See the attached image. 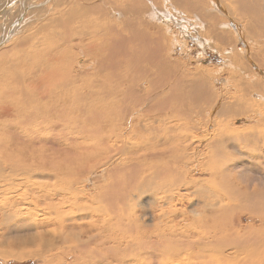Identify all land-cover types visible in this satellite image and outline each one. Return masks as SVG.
<instances>
[{
  "label": "bare ground",
  "instance_id": "6f19581e",
  "mask_svg": "<svg viewBox=\"0 0 264 264\" xmlns=\"http://www.w3.org/2000/svg\"><path fill=\"white\" fill-rule=\"evenodd\" d=\"M221 1H225L223 5L227 4L234 14L232 18L237 23H245L255 16L253 20H257L258 25L264 27V0H247V4H241L243 0ZM10 2L11 0H7L5 5L8 4L9 6ZM135 2L138 4L139 0H135ZM101 3L103 4V2ZM99 5L89 8L88 11L92 13L102 11L103 8H100L101 6L99 7ZM119 6L123 9L121 4ZM213 6L217 8L215 7L216 5ZM248 8L253 9L255 12L248 13ZM85 10L84 8L80 9V6H74L71 12L65 13L63 21L56 20L53 22L60 24L62 29L66 28L65 21L69 22L75 19L76 16ZM222 10L224 9L221 8L220 11ZM134 11L139 14L129 16H144L140 11ZM102 13L106 16L105 11ZM103 14L101 18H103ZM115 14L114 17L119 19L116 24L115 22L109 23L106 19L104 20L106 22L103 21V24L100 25H91V23V27L89 26V37L85 36V38L83 36L84 38L70 42L69 46H66L68 41L65 37L61 40L45 41L42 48L43 63L39 62L40 54L34 42H30L27 52L22 56L23 73L18 67V63L15 64L14 69H11L13 72L9 73L7 80L12 90L0 89V101L5 98L10 99L5 112L10 114L13 119L0 122V133L13 129L12 132L17 131L22 140H13V151L18 150L12 153H7L6 150L8 148L5 149L0 144V187L2 188L4 183H7L10 178L13 181L16 175L24 172V170L37 173L38 168H42V160H33L34 157L32 158L33 155H31L30 151L19 147L26 144L24 140L35 142L36 146L43 143V140L45 141V139L42 140L44 136L50 139V143L53 141H58L57 143H59V141L71 140V146L74 150L72 152L83 155L86 162L92 161L96 156L103 153L107 155L109 151L111 153L114 152V142L111 141L114 135L118 137L126 135V137L133 138L144 136V139L146 138L149 143L144 144L146 141L142 143L141 139L129 144L126 143V146L123 145L117 149L121 158L125 157L123 162L118 160L120 166L117 165V162H113V156L109 159L112 164L110 171L107 172L109 173L106 177L108 183L98 188L99 193L96 201L101 202L107 194H112L114 185L119 187L116 189L120 190L118 193L123 195V199L133 201L134 197L151 192L158 196L156 198L157 201L160 200L163 203H166V200H172L171 191L173 189L177 191L184 189L187 191L192 189V186L197 185V190L193 193L195 197H198L199 202L196 205H198L200 210L197 212L198 218L192 219L201 224L204 231L203 235L213 234L215 237L218 236L217 239L221 238L215 229L218 225L217 221L224 220L223 222H228L229 226L234 228L233 234L225 238L233 237L237 242L243 243L239 247L237 246V253H234L235 248L229 247L224 240H222V243L223 241L224 243L221 245L222 249L220 251L218 249L220 246L217 247L219 241H215V238V240L207 242L208 236H204V238L197 241L188 240L187 237L181 244H173L171 239L167 238L171 235L172 227L169 226V221L164 218L169 208L161 206L159 208L160 214L152 217V223L148 231L141 230L137 226V235L139 237L141 234L148 232L145 242L141 244V246H145L142 253L148 250L150 253L148 256H158L160 262L171 256L173 252L174 256L181 253H187V257L190 255L188 257L189 260L185 264H216V258H221L226 264L234 263L236 258L241 261L234 264H264L260 257L258 260H254L261 253L264 255V228H260L257 232L249 231L248 236L251 238L248 239L246 233H239L240 226L236 223V215L239 212H248L249 216L261 217L259 220L263 219L264 206L260 205L261 202L251 199L253 196H258L259 191L257 193V189L254 188L249 191V187L246 184L245 187L242 185L243 188L240 185H233V181L244 176L240 173H236L233 176L229 175L231 170L236 168V165H239L241 170L253 165L258 167L264 165V129H260V131L252 128L243 129L239 134L233 133L228 136L229 132H222L220 129L219 134L215 133L210 138H206L205 135L198 137L201 142L208 141L204 147L213 149V165H210L209 162H206L205 165L199 164L200 171H206L209 174L208 178L201 180V184L198 180L192 178L186 181L188 174H178L172 167H186V163L190 161V156L186 155L183 148H179V158H173V155H176L175 153L165 151H174L176 148V145L172 144L174 138H179L180 134L189 131L188 127H186L188 126L186 119L191 117V111L188 109L192 106L204 105L206 112L211 109L215 113L214 99L208 93V86L203 82L202 74L193 77L194 81L186 86L184 75L174 70L169 56L171 47L168 44L169 39L165 28L160 27L162 29L157 32V35H154L153 29H156L155 26L144 25L130 19H121L124 18L119 16L121 14L118 12ZM166 14L164 12L157 13L150 7L147 16L162 19ZM228 19L230 20L229 16ZM149 20L151 21L152 19L149 18ZM199 22V20H196V23ZM231 23H228L225 27H229ZM245 26L249 28L250 23L246 22ZM181 32L184 33L183 30ZM191 33L190 31L187 32L188 35ZM196 34L199 37H204L199 32ZM255 36L264 39V29L262 28L261 33ZM216 39L222 47L231 46L234 43L231 33H227L226 36L217 34ZM9 51L20 52L17 44ZM77 51H80L84 59L89 62L87 65L83 64L80 66V69H75L73 65L78 59ZM217 52L222 54L223 50ZM227 52L225 54L229 55ZM231 52L234 51L231 50ZM255 62L257 67L263 68L264 65H260L262 63L261 60L255 59ZM3 63L4 61L0 59V66L9 69L8 65ZM172 79H174V82H172ZM25 83H28L29 89L25 87ZM241 91L242 93L253 92L261 94L264 92V83L251 84L247 82ZM17 95L20 97H17ZM204 109L200 108V110H197V117L201 116L203 118ZM169 122L174 125H169ZM60 127L65 128V130L61 128L60 131L55 132V135L51 136L54 133L52 131ZM92 129L105 133L108 135L106 136L107 138H102V135L92 139V134L95 133H92ZM59 132H61L60 135L57 134ZM191 136L197 137L195 134ZM89 140L95 141L101 148L96 152L83 149L86 147L83 141ZM102 145H104L103 148ZM242 145L246 147L244 148L246 151H243ZM156 147L164 148L158 151ZM250 147H253V149ZM40 150L36 148L34 151L41 152ZM255 152H257V155ZM70 159L72 160V158ZM26 160L33 161L26 162ZM83 163L82 161H76L73 164L80 168ZM103 165H107V160L103 162ZM73 166L72 164L64 165L63 168L58 166L53 169L57 171L56 174L48 176L57 177L59 173H65L67 170L72 169L71 167ZM129 166L133 169L128 168ZM2 167H5L9 176H5V171H1ZM43 178L44 176L42 175L35 178L37 181L33 185L37 186V192L28 188L27 181L29 182L30 179L22 178L21 185L26 186L23 189V195L32 194L34 200L31 201V206L34 208L44 206L46 201L45 198L47 196L39 189L46 187L39 181ZM6 187L8 188V186ZM61 187L62 185H58L55 189H61ZM117 190L115 191L117 192ZM225 190L227 191V196L221 193V191ZM8 200L9 198L5 197L3 202ZM12 202L7 207L9 212H2V217L9 219L18 216L20 206L18 203ZM167 206L171 207L169 202H167ZM47 209L49 208L47 207ZM203 213L205 214L203 215ZM125 217L120 210L106 206L101 211V214L95 217L94 221H100L103 227H107V224L113 220L112 227L119 230L122 235L124 228H122L121 222L125 220ZM128 219L134 220L136 215L134 214V217L128 215ZM209 220L213 224L216 223L214 226L212 225L211 231L205 230L209 229ZM156 221H159L160 225H157ZM221 223H219L221 230L226 231L225 227L227 225L223 228ZM95 226L93 225V227ZM98 226L102 228L101 225ZM202 228L200 227L199 229ZM101 230L106 231V229ZM216 230L220 232L219 228ZM222 233L220 234L222 235ZM79 236L76 238H79ZM180 237L182 239L186 238ZM249 240L251 241L250 243H253L251 247L242 246ZM228 242L230 244L229 240ZM69 243L70 240L67 239L66 245ZM101 243L103 244V242ZM101 243L96 241L95 236L88 237L83 242L76 240V246L63 251L62 256L63 254L64 256L72 254L75 257V261H79V264H95L90 257L98 252L95 250H99L104 253L103 258L105 260H110L114 264H123L121 253L118 250L104 248ZM64 246L61 245V249ZM258 246L262 248L258 250ZM229 248H232V251ZM248 248L254 249L251 253V259L249 256L251 251ZM140 258L142 257L140 256ZM216 260L219 262V259Z\"/></svg>",
  "mask_w": 264,
  "mask_h": 264
},
{
  "label": "rangeland",
  "instance_id": "374dc122",
  "mask_svg": "<svg viewBox=\"0 0 264 264\" xmlns=\"http://www.w3.org/2000/svg\"><path fill=\"white\" fill-rule=\"evenodd\" d=\"M101 2H103V4ZM5 3H7V0H0V10ZM223 3H225V1L221 0H139L138 4L135 0H11L7 10H5L6 12L4 11L5 13L0 15V59L4 61L3 64L9 67V69H7L0 66V89H5L6 91L12 90L11 86L8 84L7 77L10 72H13L11 69H14L15 64H19L18 67L23 73L24 65H22V56L27 52L30 42H34L40 54L39 62L43 63L42 48L45 41L61 40L65 37L68 41V45L66 46H69L72 41L75 42L79 38H84L85 36L89 37L91 23V25H100L103 24V21L106 19L107 22H115L116 24L119 21L117 17H114L117 12L121 14L119 16L124 17L121 19H130L144 25L155 26L156 29H153L154 35H157V32L165 28L169 39L168 44L171 47L169 56L172 60L171 62L174 70L184 75L186 86L194 81L193 77L202 74L203 82L208 86V93L212 96L215 103V113L211 111V109L206 112L207 110H205L206 108L204 105L190 107L188 110L191 111V117L186 119V122H188V126L186 127H188L189 131L180 134L178 136L179 138H174L172 141V144L176 145L174 151H165L175 153L176 155H173V158H179V148L185 149L186 155L190 156V161L186 163L187 166L183 168L172 167V169L176 170L178 174L187 173L188 176L186 177V181L192 178L198 180L201 184V180L208 178L209 174L206 171L201 172L199 164L202 163V165H205L206 162H209L210 165H213V149L204 147L208 141L201 142L198 140V137L205 135L206 138H210V136H214L215 133L219 134L220 129L222 132H229L227 136L233 133L239 134L243 129L252 128L255 130L259 129V131L260 129H264V92L256 94L253 92L242 93L241 91L242 87L247 82L251 84L264 83V66L263 68L257 67L255 62V59L261 60L262 63H260V65H264V39L255 36L261 33L264 27L258 25L257 20H253V16L250 18V21H246L250 23L249 28H246V22L243 24L246 31L243 32V26L240 24L241 22L237 23L232 18L229 8L226 4L223 5ZM119 4L123 6V9ZM95 5L101 6L100 8H103L106 12V16L102 13L104 12L103 10L98 11V14L96 11L95 13L88 11L89 8ZM213 5H216L215 7L217 8H214ZM74 6H80V9L84 8L86 12H81V14L69 22L65 21L66 28L63 29L60 24L53 22L56 20L63 21L65 13L68 11L71 12ZM150 7L157 13L164 12L167 14L162 19L148 17L147 13ZM221 8L224 9L225 14L220 11ZM134 10L140 11L144 16H129L139 14ZM181 10H187L188 12L195 11L201 14V20L206 16L211 20L212 13H217L225 19V21L219 22L217 26H226L228 23L233 22L229 24L227 28H230L232 33H236V29L239 30L240 35L238 33L234 35V43L230 47H218L222 46L218 43H215L217 46L206 47L196 34L198 32L202 34V31H204L201 28L203 22L196 23V20L193 19L188 21L183 14L181 15ZM102 14L104 19L101 18ZM228 16H231V20L228 19ZM149 18L152 20L150 21ZM226 21H228V23H226ZM181 30H183L184 33H182ZM188 31L192 32L189 35L190 37L187 34ZM241 32L243 34H241ZM16 44L20 52L15 53L9 51V49L14 48ZM225 49H227L228 52ZM219 50H223L222 54L217 52ZM231 50L234 52H231ZM225 52L229 55H226ZM77 55L78 59L73 64L75 69H80V66L83 64H89L80 51H77ZM4 69L10 71L7 72L5 70L4 72ZM172 82H174V79H172ZM28 86V83H25V87L29 89L30 86ZM18 96L19 95H17V97ZM9 102V98L0 101V122L13 119L10 114L5 112ZM200 108H202V110L205 108L203 118H201V116L197 117L198 115H196L197 110H200ZM168 124L174 125L170 122ZM61 128L62 127L52 131L54 133H52L51 136L55 135V132L60 131ZM62 129L65 130V128ZM12 130L13 129L8 132L0 133V144L3 148H8L6 150L7 153L17 152L18 150L13 151V140H22L17 131L12 132ZM92 133H94L92 134V139H96L102 135V138L106 139V136H108L105 133L98 132L96 129H92ZM57 134L60 135L61 132ZM193 134L197 135V137H192L191 135ZM114 138H111V141L114 142V152L111 153V151H109L107 155L103 153L96 156L92 161L86 162L83 155L72 152L74 150L71 146V140L59 141V143H57L58 141H53L50 143V139L44 136L42 140L45 139V141L43 140V143L37 146L35 142L24 140L26 144L20 145L19 147L26 148L27 151H30L31 155H33L32 158L34 157L33 160H42V168H38L37 173L39 174L26 172L25 170L19 175L16 173L17 175L13 181L10 178L7 183H4L2 187L3 190L0 187V264H79L78 260L75 261L74 255L70 254L64 256L63 254L62 256V253L76 246V240L83 242V240L92 236L96 237L97 242H103V244H101L104 248L118 250L121 253L123 264H185L190 256L187 257V253L175 254L174 256L172 252L171 256L163 262H160L158 256H148L150 253L147 249H145L147 251L144 250L145 252L142 253L145 246H141V244L145 242V237L148 235V232L141 234L139 237L137 235V226L141 230L148 231L152 223V217L160 214L159 208L161 206L169 208L164 218L166 221H169V226L172 227L171 235L167 238L171 239L173 244H181L187 237L188 240L197 241L198 239L201 240L204 238V236H208L207 242L215 240V238V241H219L217 247L220 246V248H218L220 251L222 249L221 245L226 241L227 243H225L229 245V247L235 248L233 251L234 253L238 252L236 249H238L243 242L239 243L233 237L225 238L228 235L231 236L234 231V228L229 226L228 222L225 221V223L223 222L224 220L217 221V228H219L220 232L216 230L217 228L215 231L220 235L219 237H221L217 239L218 236L215 237L213 234L203 235L204 231L201 224L192 219L198 218L197 212L200 210L198 205H196L199 202L198 197H195L193 193L197 190V185L192 186L193 188L187 191L184 189H180L179 191L173 189L171 191L172 200H166V203L160 200L157 201L156 198L158 196L151 192L134 197L133 201L123 199V195L118 193L120 190L116 189L119 187L114 185L112 194H107L103 201L97 202L96 197L99 193L98 188L108 183L106 177L109 173L107 172L110 171L112 164L109 159L113 156V162H117L118 166H120L118 160L124 161L125 157L121 158L120 152L117 149L121 148L123 145L126 146V143L129 144L137 140L140 141L141 139L142 143H144V141H146L144 144L149 143L146 138L144 139V136L133 138L126 137V135L121 137L114 135ZM83 144L86 145L83 149L92 152H96L101 148V146L93 140L83 141ZM35 146L37 149H41V152H35ZM103 147L104 145H102V148ZM241 147L242 149L246 148L244 145ZM156 148L160 151V149L163 150L164 147ZM250 148L253 149V147ZM243 151H246V149ZM255 153L257 155V152ZM70 158H72L73 161ZM33 160H26V162H31ZM75 160L77 162H84L82 165L83 167L80 166L79 168L76 164H73L76 162ZM106 160L107 165L105 166L103 162ZM67 164H72L74 166L71 167L72 169L68 168L69 170L65 173H59L57 177L48 176L56 174L57 171L53 170L54 168L56 169L58 166L63 168V166ZM259 167L253 165L247 167L245 170H241L240 166L236 165V168L232 169L229 175L233 176L236 173H240L244 176L233 181V185H240L241 188H243L246 184V186L249 187V191L252 188L257 189L256 192L258 193L259 191V195L256 197L253 196L251 199L261 202L260 205L264 206V165ZM128 168L131 170L133 169L131 166ZM1 171H5V176H9L6 173L5 167H2ZM40 175L44 176L45 179L43 178L39 181L42 185H46V187L39 189H41V192L47 197L45 198L46 201L44 206L34 208L31 206V201L34 200L32 194L24 196L23 189L26 186L21 185V183L22 178L30 179L29 182L27 181V185H29L28 188L37 192L38 188L36 185H33V183L37 181L35 178ZM58 185H62L61 189H55ZM6 186H8V188ZM115 190H117V192ZM221 193L227 196L226 190L221 191ZM5 197L9 198V200L3 202ZM11 202L18 203L20 206V213H18V216L15 218L6 219L2 217V212H9L7 207H9L8 204ZM29 202L31 203L28 204ZM167 202L170 203L171 207L167 206ZM106 206L120 210L122 214H124V217L126 215L125 220L121 222L122 228H124V230H122V235L119 230L112 227L113 220L107 224V227H103L100 221H94L95 217L100 215L101 211H103ZM126 206L128 207L126 208ZM44 207H46V209H44ZM47 207L49 209H47ZM127 213H129L128 215L130 217H134L135 214L137 220H129ZM186 213L187 215H185ZM204 214L205 213H203V215ZM260 218L261 217L257 216H249L248 212H239L236 215V223L240 226L239 233H246V237L250 239L251 237L248 236L249 231L257 232L260 228H264V217L262 220H259ZM170 220L172 221L170 222ZM208 222L209 229L205 230L211 231L216 223L213 224L210 220ZM220 222H222L221 225L223 228L227 225L225 227L226 231L221 230L219 225ZM156 224L160 225V222L156 221ZM93 225L96 226L93 227ZM98 225H101L102 228ZM101 229H106V231ZM220 233H222V235ZM77 236H79V238H76ZM180 236L186 238L182 239ZM67 239L70 240L68 245H66ZM222 240H224L223 243ZM228 240L230 244H228ZM250 242L249 240V242L242 246L251 247L253 243ZM61 245L65 246L61 249ZM232 248H229L230 251H232ZM257 248L260 250L262 247L258 246ZM248 249L251 251L249 253L251 259V253L254 249ZM95 251L98 252L90 257L95 264H114L110 260H105L103 258V252L99 250ZM247 255L246 253V257L248 258ZM140 256L142 258H140ZM263 256V253H261L260 256L255 257L256 259L254 258V260H258L260 257V260L264 262ZM172 258L174 259L172 260ZM216 259H219V262H223L219 263ZM216 259V264H226L221 258ZM237 260L236 258L234 263L241 261L240 259Z\"/></svg>",
  "mask_w": 264,
  "mask_h": 264
},
{
  "label": "crops",
  "instance_id": "0c3cea01",
  "mask_svg": "<svg viewBox=\"0 0 264 264\" xmlns=\"http://www.w3.org/2000/svg\"><path fill=\"white\" fill-rule=\"evenodd\" d=\"M217 1V0H216ZM218 3V2H217ZM242 3H245V4H247V0H243L242 2H241V4ZM226 6H227V4H226ZM228 7V6H227ZM248 10V13H250V12H253L254 10L253 9H251V8H248L247 9ZM229 11H230V13H231V16L233 17L234 16V14L232 13V11L229 9ZM191 12V11H190ZM190 12H188L187 10H181V15L183 14L184 15V17L189 21L190 19H193V20H199L200 22L202 21L203 22V24H202V29L204 30V31H202V35H204V37H198V38H200V40H202L203 41V44L207 47V46H217V45H215V43H218V41H217V39H216V35L217 34H221V35H224V36H226V34L227 33H231V35H233V38H234V35H236L237 33L240 35V32H239V30H237L236 29V33H232V31L230 30V28L228 29L227 27H225V26H217V24L219 23V22H223V21H225V19L224 18H222V16H220L219 14H217V13H212L213 15H212V17H211V20H212V22H211V20H210V18H208L207 16L206 17H203V20H201V14H199V13H197V12H195V11H192L191 13ZM222 12L224 13V10H222ZM255 12V11H254ZM247 13V14H248ZM225 14V13H224ZM190 15V16H189ZM230 16V17H231ZM184 17H183V19H184ZM255 17V16H254ZM234 19V18H233ZM257 19H259V18H257ZM231 20V19H230ZM184 22V21H183ZM240 24H242V26H243V32H246L245 31V27H244V23L243 22H241ZM239 29V28H238ZM240 29H241V27H240ZM216 31V33L214 34V32ZM241 34H243L242 32H241ZM189 36V35H188ZM190 37V36H189ZM218 47H222V46H218ZM227 47H230V46H227ZM222 48H224V47H222ZM227 49H229V48H227ZM227 49H225V50H227Z\"/></svg>",
  "mask_w": 264,
  "mask_h": 264
},
{
  "label": "water",
  "instance_id": "95a60500",
  "mask_svg": "<svg viewBox=\"0 0 264 264\" xmlns=\"http://www.w3.org/2000/svg\"><path fill=\"white\" fill-rule=\"evenodd\" d=\"M7 6H8V4L5 5V7L3 9L0 10V15L7 9Z\"/></svg>",
  "mask_w": 264,
  "mask_h": 264
}]
</instances>
